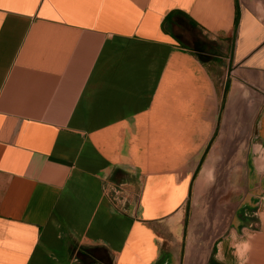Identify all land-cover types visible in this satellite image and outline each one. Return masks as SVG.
<instances>
[{
	"label": "crops",
	"instance_id": "1",
	"mask_svg": "<svg viewBox=\"0 0 264 264\" xmlns=\"http://www.w3.org/2000/svg\"><path fill=\"white\" fill-rule=\"evenodd\" d=\"M263 197L264 0H0V264H264Z\"/></svg>",
	"mask_w": 264,
	"mask_h": 264
},
{
	"label": "rangeland",
	"instance_id": "2",
	"mask_svg": "<svg viewBox=\"0 0 264 264\" xmlns=\"http://www.w3.org/2000/svg\"><path fill=\"white\" fill-rule=\"evenodd\" d=\"M200 41L204 40V37L199 36ZM227 184L226 178H217L215 179L214 186H212L211 190H208L207 193L201 194L196 200V204L194 206H190V216L196 215V217H203L206 213L208 216L209 214L215 213V202L219 200L220 197V186H224ZM225 196V195H224ZM188 213V209L186 210Z\"/></svg>",
	"mask_w": 264,
	"mask_h": 264
},
{
	"label": "clouds",
	"instance_id": "3",
	"mask_svg": "<svg viewBox=\"0 0 264 264\" xmlns=\"http://www.w3.org/2000/svg\"><path fill=\"white\" fill-rule=\"evenodd\" d=\"M211 178V177H210ZM264 222V217L261 218ZM254 234L250 233L248 227L241 229L239 233L233 230L228 239L229 247L233 249V256L236 258L237 264H248V254L252 251ZM217 259H220L219 255Z\"/></svg>",
	"mask_w": 264,
	"mask_h": 264
},
{
	"label": "built area",
	"instance_id": "4",
	"mask_svg": "<svg viewBox=\"0 0 264 264\" xmlns=\"http://www.w3.org/2000/svg\"><path fill=\"white\" fill-rule=\"evenodd\" d=\"M264 211V197L261 199L259 206H258V210L254 213L255 217H259V213Z\"/></svg>",
	"mask_w": 264,
	"mask_h": 264
}]
</instances>
